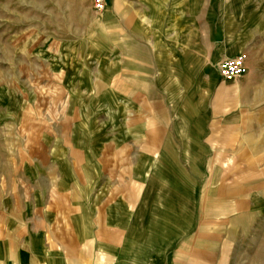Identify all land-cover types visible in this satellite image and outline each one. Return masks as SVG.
Masks as SVG:
<instances>
[{"label":"crops","instance_id":"crops-1","mask_svg":"<svg viewBox=\"0 0 264 264\" xmlns=\"http://www.w3.org/2000/svg\"><path fill=\"white\" fill-rule=\"evenodd\" d=\"M79 1L68 0L62 29L70 37L58 42H89L95 51L57 56L65 70L55 74L57 92L40 108L53 112L52 119L35 129L21 117L11 121V107L0 108V264L101 262L95 252L102 237L118 263L117 233L131 241L132 234L155 232L153 239L161 242L191 226L177 208L181 192L194 213L193 181L204 184L198 193L203 216L186 242L191 259L193 251L206 264L264 253V181L216 188L222 180L264 177V74L258 69L264 61L249 51L247 74L221 81L216 64L243 53L244 44L228 38L225 25L199 31L190 0L183 15L178 0L167 9L161 1L105 0L97 16L90 0ZM104 43H112L110 52L100 49ZM186 81L191 92L169 88ZM159 104L163 111L157 112ZM157 119L164 125L160 142ZM148 178L147 198L154 195V203L146 208V200L140 202ZM156 202V229L145 231L141 223ZM131 203L140 227L131 225ZM222 212L234 216L223 240L222 228L211 221ZM164 215L172 222L163 223ZM139 256L126 262L164 259Z\"/></svg>","mask_w":264,"mask_h":264},{"label":"rangeland","instance_id":"rangeland-1","mask_svg":"<svg viewBox=\"0 0 264 264\" xmlns=\"http://www.w3.org/2000/svg\"><path fill=\"white\" fill-rule=\"evenodd\" d=\"M141 1L143 0H133V2L139 4H141ZM144 1L164 2L166 9L168 8V3L171 2V0ZM79 2L83 3L84 0H80ZM93 2L94 0H90V5L92 7ZM69 4L68 0H0V108L6 106L12 108V113L8 114V116L12 118L11 121L14 123L19 120L17 118L21 117L22 121L28 122L30 127L36 129L37 125L41 124L42 121L52 119L53 112L43 111L40 108L44 107L42 106L43 104L46 105L49 103L52 92L55 94L57 92L55 89L57 87L54 86V84L57 83L55 74H57L58 71L65 70L66 64L64 62H59L57 56L66 52H68V54L73 52L89 54L95 51V46L89 44V42L88 44L87 42L81 44V46L79 45L78 47L75 45L65 46L62 42H58V40L68 41L67 38L70 37L69 32H64L62 29L65 16L67 20V6ZM178 5V9L181 10L180 13L182 15L184 13V8L187 10L189 9V6H187L188 0L186 2L178 0ZM189 5L190 10H192V7L196 10L199 31L211 28V26H213L212 24L216 26L219 25V28L225 25L227 28H230L231 32L228 38L230 37V39L244 44L243 53L248 54L249 51H253L257 55V60L264 61V0H190ZM143 9L149 12L147 8H141L140 10ZM92 13H94L93 10ZM103 13L104 12L94 13V15L97 16ZM85 37L87 39L89 35L87 36L86 34ZM218 38L222 37L218 36ZM225 38H227V36H225ZM199 40L202 41L201 38ZM111 46L112 43H104L100 45V49L102 48L104 52H110ZM218 46L219 43L216 44L217 48ZM68 64L70 67V62ZM258 69L261 75L262 73L264 74V65L259 66ZM173 82L175 83V81ZM183 83L184 85H172L171 83L169 88L172 92L177 93L181 90L182 92H184V90L191 92V89L194 88L192 84H188V81ZM173 96H170V98L168 96H160V99L165 101L169 99V101L172 100L173 102L175 99ZM169 106L170 105H168V107ZM172 106H174V104ZM237 106L240 107L242 105L239 103ZM260 106L263 108L264 102L261 103ZM45 107H49V105ZM156 107L157 112L159 109L163 111V104H159V106L157 105ZM19 113H22V115H19ZM54 113L57 115L58 111ZM63 113L65 112L63 111ZM175 121H173L174 124ZM162 122L161 119H157L156 122L159 142V130L164 127ZM145 123L147 124V122H142V127ZM35 129H31L29 133L35 135ZM144 139L143 137V141H145ZM130 172H132V170H130ZM263 181L264 177L222 180L217 182L216 188L230 186L234 182H239L243 186L245 182L255 184ZM131 183H133L132 180H130V184ZM145 183L146 189L144 192L148 191L150 178H148ZM223 183L225 185H223ZM202 184H204V182L195 183L193 181V214L190 213V204L188 203L189 205L186 206V199L182 197L181 192H178L179 206L177 209L180 213H183L181 215L189 220L188 224H191L189 228V225L182 226L179 231L175 232L173 238H168V241L165 239L166 241L164 240L161 242H157L153 239L155 232L139 234L138 238H135L134 234H132L131 239L132 237L133 239L131 241L129 240L130 235L124 236L123 234L117 233L115 236L116 243L113 246L117 248L116 259L118 263L114 262V255L107 251V246L103 242L105 237H102L101 251L95 252L96 257H98V259L101 258V262H94V260L92 261L91 259L92 262L89 264H129V262H126V258L131 260V255L133 253L139 256L140 252L147 256L146 259H148V257H153L155 259L164 257V259L159 260L158 258V260L134 261V264H206L201 261L202 258L196 257L194 251V258L191 259L188 253V244L186 243L189 240V235H192V237L194 236V228L198 226L203 216V214H199L201 212L199 211L201 207L198 206L200 199L198 193L201 190L200 186ZM179 185L180 184H178V187ZM181 187H184V184H182ZM195 188L197 194L195 193ZM147 195L146 192L145 199L142 195V201L140 202L143 203L144 200H146V208L149 204L154 203V195L150 197L152 199L147 198ZM156 203L158 204L157 209L150 210V212L148 211L146 222L143 220L141 223L145 226V231L150 228L156 229L154 226H156L155 223H158V219L154 216H156V214L158 215L160 212L159 203ZM134 206V203L130 204L131 225L140 227L139 211L135 209ZM183 216H179L178 220L185 221L186 219L183 220ZM220 216L221 217L213 216L211 221H214L217 226L219 225L222 228L220 231L224 235L220 238L223 240L227 239V235L225 234L228 225L227 221L229 219L234 220V216L229 212H222ZM125 217L128 218L129 214L125 215ZM170 217V215L162 216L163 223H171L172 220ZM121 220L118 221L116 219V227L117 225H121ZM119 230H122V226H120ZM106 244L110 245L107 241ZM195 245L196 243L194 246ZM158 248L163 249L161 256L158 254ZM259 249L260 248H258V250ZM178 251L180 252L178 253ZM177 253L180 255V258L172 259ZM109 256L112 257L113 260ZM224 264H264V253L229 255L228 263L225 262Z\"/></svg>","mask_w":264,"mask_h":264},{"label":"built area","instance_id":"built-area-1","mask_svg":"<svg viewBox=\"0 0 264 264\" xmlns=\"http://www.w3.org/2000/svg\"><path fill=\"white\" fill-rule=\"evenodd\" d=\"M104 9L105 0H94V13H102ZM247 61L248 55L245 53H240L234 58H225L220 60L215 66V69L218 73V77L221 81L226 83H232L236 80H240L247 74Z\"/></svg>","mask_w":264,"mask_h":264}]
</instances>
